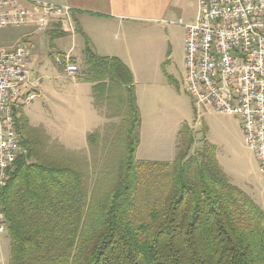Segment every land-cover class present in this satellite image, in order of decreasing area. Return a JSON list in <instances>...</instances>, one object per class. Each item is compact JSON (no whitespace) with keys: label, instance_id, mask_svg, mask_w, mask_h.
I'll list each match as a JSON object with an SVG mask.
<instances>
[{"label":"trees","instance_id":"16d2710c","mask_svg":"<svg viewBox=\"0 0 264 264\" xmlns=\"http://www.w3.org/2000/svg\"><path fill=\"white\" fill-rule=\"evenodd\" d=\"M83 56L81 78L92 84L94 105L121 117L111 177L101 156L112 147L100 153L98 132L88 135L90 160L83 161L61 144L48 147V135L15 116L28 153L0 195L8 264H264L261 207L230 182L209 148L186 157L188 130L173 162L136 160L131 71L96 54L88 39ZM92 164L99 177L90 184Z\"/></svg>","mask_w":264,"mask_h":264},{"label":"rangeland","instance_id":"374dc122","mask_svg":"<svg viewBox=\"0 0 264 264\" xmlns=\"http://www.w3.org/2000/svg\"><path fill=\"white\" fill-rule=\"evenodd\" d=\"M194 12V0H181L178 11L165 16L162 22L143 21L136 27L128 21L125 29L113 26L110 33L108 31L111 42L121 48L114 49L112 54L118 56L131 73L129 65H132L136 73L142 113L138 107L141 125L135 159L173 162L181 146L185 147L184 137L187 140L188 130L192 143L186 149V157L209 148L221 170L234 173L240 181V189L258 198L262 196L264 205V179L254 153L244 141L237 115L216 112L208 107L204 109L186 90L185 31L177 23L179 19L188 22ZM63 28L68 34L62 37L63 45L60 46L57 37ZM49 29L51 34L47 32ZM24 31L23 27L1 29L0 45L13 44ZM35 31L44 33L41 43L33 41L37 45L34 53L37 57L29 64L30 78L22 88L20 103L14 109L15 116L24 118L42 137L49 136L47 130H50L56 138L49 136L45 141L47 146L59 147L61 144L67 152L83 161L90 160L88 135L98 132L101 136L100 153L112 147L110 155L101 156L105 157L103 162H107L104 177L110 176L113 168L109 163L117 157L113 150L117 147L116 127L121 117L115 110L94 105L92 84L84 83L87 81L81 78L84 64L78 56L83 55L82 38L78 35L72 38L73 31L67 30L66 23ZM71 48L74 54H78L73 57L78 67L77 79L69 76L55 61V54L68 52ZM154 50V57L159 61L152 63L149 52ZM148 59L150 61L146 62ZM134 83L133 76L135 93ZM31 94L33 97L28 101L26 97ZM19 138L22 142L21 134ZM97 168L92 164L90 184L99 177V173H95ZM9 257L10 241L7 232L3 231L0 232V264H8Z\"/></svg>","mask_w":264,"mask_h":264},{"label":"built area","instance_id":"2783aa9c","mask_svg":"<svg viewBox=\"0 0 264 264\" xmlns=\"http://www.w3.org/2000/svg\"><path fill=\"white\" fill-rule=\"evenodd\" d=\"M37 4L40 10H29L19 0H0V29L33 25L43 30L69 15L68 6ZM178 23L185 30L187 92L204 109L237 115L264 179V0H197L195 20ZM34 48L28 38L0 47V195L16 161L28 153L14 109L30 78ZM55 61L70 75L78 71L71 53L56 54ZM5 220L0 204V232L6 231Z\"/></svg>","mask_w":264,"mask_h":264},{"label":"crops","instance_id":"0c3cea01","mask_svg":"<svg viewBox=\"0 0 264 264\" xmlns=\"http://www.w3.org/2000/svg\"><path fill=\"white\" fill-rule=\"evenodd\" d=\"M180 2L181 0H19L20 5L25 8H28L29 10H40L38 8L39 7L38 5L40 4L37 3L68 6L70 8V11L66 19H61V18L53 19L51 20L49 25L43 30L49 28L50 25L54 26V25H59L61 23L62 24L66 23L67 30L73 31L72 38H74V36L76 38L77 35L78 37L80 36L82 38L81 40L83 46L81 48V53L85 45V39H88L90 43V47L95 51L96 54L100 56H114L112 54V51L114 49L121 50L119 45H117L116 43L113 44L111 42L110 40L111 36L109 38L108 31L110 33L111 27L114 26L117 27L118 29L123 30L127 27L126 24L128 23L126 22L128 21L132 22L131 24H133L136 27L138 26V24H142L141 22L143 21L162 22L165 16L169 14H173L174 12L178 11L180 7ZM194 6H195V12L193 16H191L190 20H188V22L183 23V21L179 19L183 24L192 23L195 20L197 13V0H194ZM16 27H23L25 28V31L21 33V36L13 44L11 43L8 45H0V47H5V48L12 47L16 43L20 42L22 39H26V38L32 41L35 40L38 44L41 43L42 41L41 35L44 33L43 30H41L43 31V33L42 32L37 33L35 31L36 27L33 25L16 26ZM47 32L51 34V29H49ZM67 34L68 33H66V29L63 28V31L60 34V36L57 37L58 45L60 46L63 45V42L61 41L62 37H65ZM33 43L35 44V42ZM36 49H37V45L35 44V48L32 51L29 64L34 60L35 57H37V55L34 54ZM62 53H71L73 62H74L73 57L78 56V54L73 53L72 48L69 49L68 52L67 51L59 52L57 54H62ZM154 55H155V50L152 51L151 53L149 52V56L151 57L152 63L159 61L157 58L154 57ZM78 57L83 59L84 56L80 55ZM149 61H150L149 59L146 60V62ZM129 66L130 69L132 70L135 79L134 84H136L135 85L136 103L140 109V114H141L142 111H141V106H140L141 103L138 92L139 89H137L136 73L132 65ZM77 73L78 71L74 75L69 74V76H71L73 79H77ZM84 83H88V82H84ZM141 122H142V117H141ZM47 132L49 133V136L54 137V139L56 138V136L53 135L50 132V130H47ZM140 135H141V131H140ZM147 160H142V161H147ZM224 173L226 174V176L228 177V179L232 184L240 188L241 186L240 181L239 182L237 181L234 173L228 172L225 169H224ZM248 195L264 211L262 196L259 195L260 198H258L252 196L250 193Z\"/></svg>","mask_w":264,"mask_h":264}]
</instances>
